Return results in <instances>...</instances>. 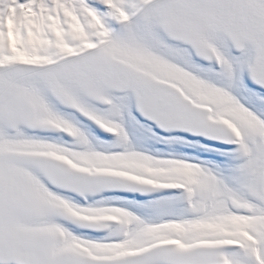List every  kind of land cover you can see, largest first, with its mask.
<instances>
[{
  "label": "snow or ice",
  "instance_id": "1",
  "mask_svg": "<svg viewBox=\"0 0 264 264\" xmlns=\"http://www.w3.org/2000/svg\"><path fill=\"white\" fill-rule=\"evenodd\" d=\"M0 264H264V0H0Z\"/></svg>",
  "mask_w": 264,
  "mask_h": 264
},
{
  "label": "rangeland",
  "instance_id": "2",
  "mask_svg": "<svg viewBox=\"0 0 264 264\" xmlns=\"http://www.w3.org/2000/svg\"><path fill=\"white\" fill-rule=\"evenodd\" d=\"M92 130L94 131V133L97 136H100L101 138H108L106 133L101 132L99 129L95 128L94 126H93ZM158 147H160V146L158 145ZM184 150L185 151H189V149H184Z\"/></svg>",
  "mask_w": 264,
  "mask_h": 264
}]
</instances>
